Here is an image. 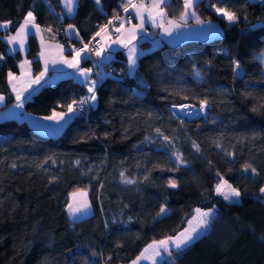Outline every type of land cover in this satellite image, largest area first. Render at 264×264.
I'll return each mask as SVG.
<instances>
[{"label":"trees","instance_id":"16d2710c","mask_svg":"<svg viewBox=\"0 0 264 264\" xmlns=\"http://www.w3.org/2000/svg\"><path fill=\"white\" fill-rule=\"evenodd\" d=\"M116 1L101 0L98 7L78 0L67 16L58 0H0V22L8 23L0 29L3 106L12 102L6 76L22 59L32 74L40 70L34 37L26 38L22 53L8 50L3 39L28 11L71 56L106 17L132 18L130 10L118 13ZM213 4L235 12L237 21L208 14ZM163 7L175 20L183 10L172 0ZM193 10L201 20L219 22L220 40L177 48L157 42L137 56L130 74L122 52H115L113 75L98 78L96 100L85 113L75 111L58 135L40 134L21 118L0 120V264H126L149 242L180 230L193 208L214 209L210 223L187 248L165 257L168 264H264V2L197 0ZM69 24L79 34L75 41L57 32ZM82 64L87 67L86 59ZM88 94L61 76L21 109L35 116L65 112ZM205 99L204 115L178 117L172 110ZM221 177L240 191L238 199L216 194ZM77 189L86 190L91 212L71 220L65 204ZM161 207L167 211L158 215Z\"/></svg>","mask_w":264,"mask_h":264},{"label":"snow or ice","instance_id":"6c2138e0","mask_svg":"<svg viewBox=\"0 0 264 264\" xmlns=\"http://www.w3.org/2000/svg\"><path fill=\"white\" fill-rule=\"evenodd\" d=\"M261 2H264V0H261ZM60 3L63 5V7L66 9L68 15H72L75 11L78 0H60ZM96 5L99 7L101 5V0H95ZM195 0H183V10L180 13L178 21L174 20H168L167 26L164 24V17H165V11H164V5L166 4V0H151L150 3L146 2V0H141L139 4L134 3L133 0H124L122 3V8L125 13L129 12V8H131L135 13V19L139 21V23L132 25L130 28L126 29L125 31H121L125 27V23L131 24V18H120L118 16H114L112 20H109L106 25H104L100 31L95 33V36H101L102 33L106 32V29L109 25L113 24L114 20L119 19L120 24L118 27L115 28V32L120 33V35H117L113 40V44H118L121 47L127 49V62L129 70L131 71L135 65H136V59H137V48L134 43L136 41L138 35L144 30V25L146 23V15L147 14V22L151 23L153 27L159 26L166 36H171L174 31L188 26V20L189 16H191L192 19L195 20L196 24L201 25L203 27L204 22L201 21V19L196 15V12L193 9ZM213 9L215 10L216 14L223 17L229 24L235 23L237 21V15L235 12L224 8V7H217L215 4L212 5ZM159 16L161 19V22L159 25H157L156 17ZM36 18L33 14V12L30 10L28 11L27 15L24 17L23 23L20 24L19 28L16 30L15 36H9L8 37V43L11 45L15 41H19V48L20 51L24 50V43L23 38L27 36L31 29L36 30V34L38 35L41 31L40 26L35 22ZM209 26H211V22H208ZM0 27L7 28L8 24H0ZM209 30H211V27H209ZM48 31H51V29H48ZM66 32H73L74 28L73 25L69 24L68 28L65 30ZM79 34L77 33V36ZM111 38V37H109ZM81 43L83 44V48L76 49L73 48L71 52V58L64 57L62 55L63 48L62 46L57 45L58 48L61 50V60L60 62L67 65V67L72 68L75 70V72L80 76L83 77V83L87 86V91L90 95L83 97L80 100H73L71 103L67 105V113H57L53 112L51 116L47 117H41V119L45 120H51L55 121L56 123H60V121L64 120L66 115H70L74 113L77 109L74 108V105H84L90 101L96 100V84L97 81L90 79V76L92 74V69L90 68H81L80 64L83 59H85V56H82V53L91 52L96 57L100 58L103 56L104 53L108 52V49L111 48V45H108V47H98V48H90L89 45L91 41L88 43H84L83 40H81ZM262 56H264V53H262ZM40 58L42 61H44V70L41 71L34 80H30L28 83V87L31 86V84H39L41 80L44 79L45 74L48 72V65L49 61L46 58L45 50L42 48L40 52ZM0 59H3V57H0ZM57 61L53 60V65ZM25 63H30L25 61ZM233 63L236 65V67L233 69L234 72L237 71L239 68V65L233 61ZM24 65H21V68L23 69ZM23 75V72H22ZM99 76L100 73H97ZM8 79L9 83L13 87V91H17L16 84L13 83L14 81H17L20 79L14 73L11 71L8 73ZM27 91V87L21 89L20 91H17L16 94V100L17 103L15 105L16 108H22L23 107V92ZM4 101V97L0 96V104H2ZM200 112H205L206 106L208 104V101L201 100L200 102ZM188 105H182L180 106L181 110L187 109ZM186 115H191V113H185ZM156 132L158 135H163L159 129H156ZM164 139L167 141L168 137H164ZM171 143V141H169ZM195 147V145H194ZM197 150H199L197 148ZM182 162V157L177 154L176 155V163L179 164ZM79 163V162H77ZM243 170L245 172H248L251 170V173L253 175H256V169L252 168L251 165L245 164L243 166ZM123 173H121V176L123 177ZM219 175V173H217ZM125 183H132L131 180H124ZM168 186L171 188H175L176 182L174 180L168 181ZM215 192L217 195L222 196L225 201L233 202L234 200L238 199L241 195L240 191L236 188H234L231 184H228L227 181L223 179V177L220 178V182L216 184L215 186ZM260 192L264 194V187L260 188ZM90 208V205L88 204L87 200H77L75 204L69 203L67 207V211L69 213L70 217H77L78 214L85 213ZM167 209L165 207L160 208V212L158 215L165 214ZM214 209H208L207 211H203L200 208H196L194 210V215L191 217V219L188 221V227H186L183 231L178 232L174 236H166L163 239L160 240H153L151 244H149L141 253L139 256L136 257V259L132 262V264H140L142 260H147L150 262V264H161L163 261L164 264H168V262L165 260V257H172L173 256V250H175L176 253L181 252L183 249L187 248L200 234L201 230H204L208 227L211 217L213 215ZM160 258V259H157Z\"/></svg>","mask_w":264,"mask_h":264},{"label":"crops","instance_id":"0c3cea01","mask_svg":"<svg viewBox=\"0 0 264 264\" xmlns=\"http://www.w3.org/2000/svg\"><path fill=\"white\" fill-rule=\"evenodd\" d=\"M197 0H195V2H196ZM58 2H59V5L61 6V8H62V10H63V12L67 15V16H69L68 15V13H67V11H66V9L63 7V5L60 3V0H58ZM139 2H141V0H139ZM138 2V3H139ZM146 2H148V3H150L151 2V0H146ZM170 2V0H166V4H168ZM165 4V5H166ZM182 4H183V2H182ZM195 4V3H194ZM193 10V9H192ZM27 15V14H26ZM25 15V16H26ZM130 15H131V21L134 23V24H137V23H139V21H137L136 19H135V13H134V11L133 10H131L130 11ZM146 15V23H145V25H144V29L146 28V29H148L149 31H150V34L151 35H153L155 38H156V36H155V34H154V31H155V29H157V27H153V25L151 24V23H149V22H147V14H145ZM24 16V17H25ZM24 17L18 22V24H17V26L14 28V30L11 32V33H6V34H4L3 35V39L5 40V42H6V45H7V48H8V50H10V51H19L20 53H22V52H24V50H25V44H26V38L28 37V36H32V37H34L35 38V40L37 41V44H38V54H37V57H38V59H39V67H40V70H39V72L37 73V74H32V71H31V68H30V65H29V63H25V61H27L26 59H22L20 62H19V65H18V69H17V72L16 73H14V75H16L17 77H19L20 79H18L17 81H14L13 83H15L16 84V89H17V91H20L21 89H23V88H25V87H27V91H24L23 92V101L28 97V96H30L34 91H36L40 86H42V85H44V84H46V83H49V82H52V81H54V80H56L58 77H63V76H70L71 78H73L75 81H77V82H79L80 84H82V86L84 87V89H85V91H87V86H86V84L85 83H83L82 81H83V77H80L76 72H75V70L74 69H72V68H66V70H64V71H61L62 69H65V68H62V69H58L57 68V66H58V61L59 60H61V55H60V53L61 52H58V47H57V45H59L58 44V42L57 41H55V40H52V39H47V37H46V33L44 32V29L42 28V25H41V23L39 22V21H36L35 20V22L40 26V29H41V31H40V33L37 35L36 34V30L35 29H31L30 30V32H29V34L27 35V36H25L24 38H23V43H24V50L23 51H20V48H19V41L17 40V41H15L13 44H9L8 43V37L9 36H15L16 35V30L19 28V26H20V24L21 23H23V20H24ZM165 19H166V16L164 17V21H165ZM156 20L159 22H161V19H160V17L159 16H157L156 17ZM163 21V22H164ZM4 23H7V22H0V24H4ZM8 24V23H7ZM126 25H125V27H124V29H122V30H126V28H127V24L128 23H125ZM157 25H159V24H157ZM119 26V25H118ZM117 26V27H118ZM68 28V26H66L65 27V29H64V33H65V35H66V37H68L71 41H75V40H77V32H76V30L74 29V31L73 32H66L65 30ZM0 29H5V28H3V27H0ZM121 30V31H122ZM142 33V32H141ZM140 33V35H138V37H140V39L139 40H137V44L139 45V51H138V55L140 54V53H142V52H144L145 51V48L144 49H142L143 47L141 46V41L144 39L143 37H144V35H142ZM145 33H147L146 31H145ZM103 34H105L106 35V37H104V38H102V35ZM118 34V33H117ZM108 35L106 34V33H102L101 34V36H100V40H101V38H102V46L103 47H108V45H111V48H109L108 49V52H106V53H104L103 54V58L106 56V55H112V56H114V53L115 52H117V51H119V52H122V56L125 58V61H126V57H125V54L123 53V51L121 50V49H123V47H121L120 45H118V44H113L112 43V40H110V41H107V38H109V37H107ZM117 36V35H116ZM115 36V37H116ZM114 37V38H115ZM137 37V38H138ZM156 40H157V38H156ZM104 41V42H103ZM156 42H159L158 40L156 41ZM42 48L45 50V54H46V58L48 59V61H50L51 60V62H49V65H48V72L45 74V77H44V79L43 80H41L40 81V83L39 84H35V83H33V84H31V86L30 87H28V83H29V81L30 80H34L35 79V77L41 72V71H43L44 70V61H42L41 60V58H40V52H41V50H42ZM137 55V56H138ZM82 56H85L84 55V53H82ZM57 58H59V60L57 59ZM96 59H97V61H98V57H96ZM53 60H55V61H57L54 65H53V63H52V61ZM84 61V59L81 61V64H80V67L81 68H87L86 66H84L83 64H82V62ZM115 61H118L117 60V58H116V60ZM28 62V61H27ZM98 62H100V63H104V62H102V61H98ZM110 63V62H109ZM113 63V62H112ZM111 63V64H112ZM116 62H114L113 64H115ZM24 65V67H23V69L21 68V65ZM71 71H73V72H71ZM22 72H23V75H22ZM108 74V73H107ZM6 84H7V89H8V92L10 93V95H11V97H12V102H11V104H9V105H7V106H3L4 105V101H3V103L2 104H0V120L1 119H5V118H21V119H25L26 117H28V118H36V117H34L35 115H31L30 113H26V112H24V111H22V109L21 108H16L15 107V105H16V103H17V100H16V94H17V91H13V87H12V85L9 83V79H8V74H7V76H6ZM88 92V91H87ZM0 96H2V95H0ZM53 113V112H52ZM52 113H50L49 115H52ZM57 113H64V112H57ZM48 115V116H49ZM71 115V114H70ZM70 115H66L65 116V118H64V120H63V123L65 122V121H67L68 119H69V117H71ZM26 120V119H25ZM63 125V124H62ZM38 132V131H37ZM40 133V132H39ZM47 135H53L54 133H52V132H49V133H46Z\"/></svg>","mask_w":264,"mask_h":264},{"label":"rangeland","instance_id":"374dc122","mask_svg":"<svg viewBox=\"0 0 264 264\" xmlns=\"http://www.w3.org/2000/svg\"><path fill=\"white\" fill-rule=\"evenodd\" d=\"M138 2H139V0H138ZM140 3V2H139ZM138 3V4H139ZM129 10L131 11L132 9L131 8H129ZM207 13L208 14H210V15H212L213 13H216L215 12V10L214 11H212V10H208L207 11ZM197 15V14H196ZM180 16V15H179ZM179 16L177 17V19H176V21H178V19H179ZM198 16V15H197ZM219 16V15H218ZM221 17V16H220ZM120 18H123L122 16H120ZM221 18H223V17H221ZM190 20H194V19H192L191 18V16H189V20H188V22L190 21ZM119 22H120V20H119ZM156 22H157V24H160V21L158 22L157 20H156ZM126 25V24H125ZM132 25H134V23L133 22H131V24H127V28L126 29H128V28H130ZM124 30H122V32H123ZM145 31L147 32V33H145ZM142 35H144V37L143 38H145L146 39V46L145 47H143L142 49H151V48H154L157 44V40H156V38L153 36V35H151L150 34V31L148 30V29H144L143 31H142V33H141ZM117 35H120V33H118ZM140 35V34H139ZM104 37H106V35L105 34H103L102 35V38H104ZM108 37V36H107ZM102 38H101V40H100V46H102ZM114 38H107V41H110V40H113ZM140 39V37H138L137 39H136V41H134V43H135V45H136V48H137V53H138V51H139V45L137 44L138 42H137V40H139ZM104 42V41H103ZM59 44V43H58ZM59 46H60V44H59ZM122 51H123V53L125 54V57H126V65H125V69H126V72H127V74H130L131 72H132V70L130 71L129 70V67H128V62H127V49H125V48H123V49H121ZM58 52H61L60 51V48L58 49ZM60 55H61V53H60ZM63 55V54H62ZM84 55H85V53H84ZM64 56V55H63ZM64 57H67V58H71V56H64ZM96 57V56H95ZM58 60H59V58H57ZM116 60V57L115 56H112V55H106L104 58L103 57H100V58H98V61H102V62H104V63H109L110 62V64L113 62H116L115 61ZM264 60V59H263ZM96 61H97V59H96ZM97 61V62H98ZM49 62H51V60L49 61ZM58 63V66H57V68L58 69H62V68H65V69H62L61 71H64V70H66V68H69V67H67V65H65L64 63H62V62H60V60L57 62ZM112 63V64H113ZM87 69V68H86ZM71 72H73V71H71ZM100 73V75H99V77L100 76H102V75H105V74H107V73H105V72H99ZM109 75H113L112 74V72H110L109 71V73H108ZM90 79H92V80H94L91 76H90ZM176 110V113H175V111L173 110V112H174V114L176 115V116H178V117H181V116H183L182 114H185V113H190L189 112V110H187V109H184V110H181V108H176L175 109ZM64 113H67V110L64 112ZM202 113L203 112H200V111H198L197 110V113H195V114H192V115H187V116H190V117H196V116H199V115H202ZM31 115H33V114H31ZM73 115V113L70 115V116H72ZM48 116V115H47ZM47 116H34V117H36V118H28V117H26L24 120L26 121V123L27 124H29L32 128H34L36 131H38V133L40 132V134H43V135H47L46 133H49V132H52V133H54L53 135H49V136H55V135H58L60 132H61V130H62V128L64 127V125L68 122V120H70V118L71 117H69V119L67 120V121H65L64 123H63V120L62 121H60V123H56L55 121H51V120H45V119H41V117H47ZM49 116H51V115H49ZM63 124V125H62ZM175 160V162H176V158L174 159ZM220 182V181H219ZM218 182V183H219ZM222 197V196H221ZM223 198V197H222ZM84 199H86L87 200V202H88V198H87V192H86V190H84V189H77V190H74V191H72V192H69L68 193V195H67V202H66V204H65V211H66V214H67V216L69 217V219H71V220H75V219H78V218H81V217H85V216H87V215H89L90 214V212H91V210H90V208L85 212V213H82V214H78V216L77 217H70L69 216V213H68V211L66 210L67 209V207H68V204L69 203H73V204H75V202L77 201V200H84ZM227 202H229V201H227ZM88 204H89V202H88ZM196 208H193L192 210H191V212L188 214V216H187V218L185 219V222H184V225H183V227L180 229V230H178L175 234H173L172 236H174V235H176L178 232H180V231H183L186 227H188V221L191 219V217L195 214L194 213V210H195ZM201 210H203V211H207L208 209H201ZM205 230V229H204ZM204 230H201V234L204 232ZM163 239V238H162ZM157 240H160V239H157ZM152 243V241L151 242H149L141 251H140V253L149 245V244H151ZM140 253L137 255V256H139L140 255ZM136 256V257H137ZM136 257L133 259V260H131V261H129L128 263H126V264H132V262L136 259ZM157 259H160V258H157ZM140 264H150V262L149 261H147V260H142L141 262H140Z\"/></svg>","mask_w":264,"mask_h":264},{"label":"water","instance_id":"95a60500","mask_svg":"<svg viewBox=\"0 0 264 264\" xmlns=\"http://www.w3.org/2000/svg\"><path fill=\"white\" fill-rule=\"evenodd\" d=\"M168 20H174L172 18H166L164 21L165 26H167ZM204 22L203 27L201 25L196 24V22H188L187 27H182L173 32L171 36H166L163 34L161 28L158 26L155 32V36L157 40L165 45L168 48H177L183 46L188 43H202L207 44L214 41H218L222 37V29L219 25V22L216 19H204L201 20ZM211 22V26H209L208 22ZM211 27V30H209ZM182 106V105H180ZM179 105L173 106L172 110L176 113V108H180ZM200 106L198 107H188L187 110L192 114L197 113L199 111ZM205 112L202 113L204 115ZM184 117L193 118L187 116L186 114H182ZM197 117V116H196Z\"/></svg>","mask_w":264,"mask_h":264},{"label":"built area","instance_id":"2783aa9c","mask_svg":"<svg viewBox=\"0 0 264 264\" xmlns=\"http://www.w3.org/2000/svg\"><path fill=\"white\" fill-rule=\"evenodd\" d=\"M137 1L138 0H133L134 3H137ZM172 1H178L180 3L183 2V0H172ZM123 2H124V0H117L116 1V8H117L118 13L123 12V8L121 6ZM114 16H117V13H114V14L106 17L105 22L102 25H100L96 29V31L86 41H84V43H88L89 41H91V43L89 45L90 48H98V47H100V37L99 36H95V33L98 32V31H100V29L104 25H106L109 20H112ZM125 17L128 18L129 15H126ZM57 18H58V20H61V18H62L61 14L57 15ZM117 25H118L117 20H114L113 24H111V25L108 26L107 29H108V32H109V34H110L111 37H113L115 35V27ZM57 32H58V34L61 37H64V38L66 37L65 34H64V30H62L61 27L57 29ZM73 48H76V49L83 48V44L81 42H78V43H76L73 46ZM85 57H86L85 59L87 61V68L92 69L91 77L95 81L98 78L97 73H99V72L109 73V71L111 72L113 70V67H112V65L110 63H100V62H97L95 55L92 54L91 52H86L85 53ZM124 69H125V66H124ZM117 73L118 74H122L123 72H122V70H119ZM88 95H90V94H88ZM88 95H85V96H88ZM85 96H78L76 100L78 101V100L82 99ZM88 105H89V102L86 103V104H84V105H74V108L77 109L76 112H80V111L81 112H85L86 109H87V107H88Z\"/></svg>","mask_w":264,"mask_h":264},{"label":"bare ground","instance_id":"6f19581e","mask_svg":"<svg viewBox=\"0 0 264 264\" xmlns=\"http://www.w3.org/2000/svg\"><path fill=\"white\" fill-rule=\"evenodd\" d=\"M98 78H99V76H98ZM98 78H97V80H98ZM97 80H96V81H97ZM81 113H85V112H81Z\"/></svg>","mask_w":264,"mask_h":264}]
</instances>
